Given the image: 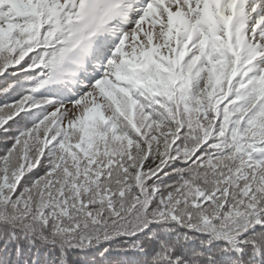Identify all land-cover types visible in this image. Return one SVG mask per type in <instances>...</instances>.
Masks as SVG:
<instances>
[{"label":"snow or ice","instance_id":"obj_1","mask_svg":"<svg viewBox=\"0 0 264 264\" xmlns=\"http://www.w3.org/2000/svg\"><path fill=\"white\" fill-rule=\"evenodd\" d=\"M0 264H264V0H0Z\"/></svg>","mask_w":264,"mask_h":264}]
</instances>
